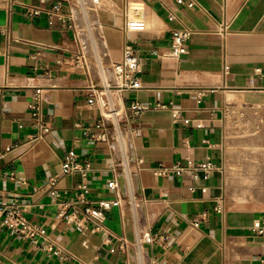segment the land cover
<instances>
[{
  "label": "crops",
  "instance_id": "1",
  "mask_svg": "<svg viewBox=\"0 0 264 264\" xmlns=\"http://www.w3.org/2000/svg\"><path fill=\"white\" fill-rule=\"evenodd\" d=\"M57 1L77 26L84 23L67 4L73 0H0V207L15 202L47 232L35 246L0 220V264H264V235L252 232L264 221V0H197L194 9L173 7L176 21L161 0H100L88 19L102 37L98 59L121 62L128 43L141 64L142 90L109 93L125 116L133 104L147 107L121 120L137 161L129 167L132 184L116 175L119 153L95 127L102 112L92 92L106 100L96 66L72 65L79 48L91 54V42L83 35L78 44L72 30L45 14L29 15ZM181 23L194 31L188 52L167 57L170 31ZM108 79L114 81L110 71ZM38 89L51 131L33 142L30 104ZM231 124L251 131L239 138L254 145L250 163L229 153ZM68 157L90 165L91 207L116 199L108 184L117 176L122 205L99 228L83 220L86 206L74 207L81 178L61 174ZM188 161H211L219 170L208 178L190 169L155 172ZM53 178L58 198L50 195ZM244 191L257 193L248 199ZM139 231L168 240L140 249ZM117 240H126L127 250ZM50 245L63 254L49 252Z\"/></svg>",
  "mask_w": 264,
  "mask_h": 264
},
{
  "label": "built area",
  "instance_id": "2",
  "mask_svg": "<svg viewBox=\"0 0 264 264\" xmlns=\"http://www.w3.org/2000/svg\"><path fill=\"white\" fill-rule=\"evenodd\" d=\"M100 2V0L67 1V4H70L73 8L80 10L84 19V23L81 26L76 25L75 18L72 14L67 15L62 12V1H57L50 9L47 10L33 9L29 11V15L36 17L45 14L49 18L61 23L64 28L72 30L75 35V40L78 42V44L83 43V35L86 36L88 42H91L89 51L91 52L92 56L91 54L89 55L85 50L79 48V50L73 54L72 65L73 67L83 68L86 70L92 64L96 66L98 75L105 85L103 90L105 91L106 100H101L100 102L98 96L96 95V91L92 92V96L100 105L102 112L101 118L95 127L97 129L105 130V132L99 136L100 140L109 141L111 146L119 153L118 163L115 167L116 175H124L126 184H132L133 173L129 167L132 162L135 163L137 161L131 154V145L127 139L126 132L121 126V120L124 119L128 121V117L131 119H137L141 115V112L146 110L147 107L133 104L130 108V116H125L115 105L114 100L109 96V93L113 89L131 92L142 90L143 85L141 82V64L138 59L137 50L128 43L125 44L123 48V59L121 62H111L106 65L104 61L98 59L100 48L97 45L99 44L97 41L102 39V37L97 30V27H94V25L88 23V19L90 14L96 12V10L99 8ZM160 2L162 8L167 12L168 18L171 21L178 20L173 7L184 9H194L196 7H200V4L197 0H161ZM124 30H128L127 24L125 25ZM193 33L194 31L190 27L182 23L179 27L173 28L170 31L171 46L166 56L175 59H181L183 56H185L188 52V43ZM93 56L96 57V59H93ZM108 71L113 74V82H110L108 79ZM228 72L229 68L226 66L225 74H228ZM41 103L42 90L38 89L36 90V93L34 94L30 104V115L34 122V127L37 130V133L32 139L33 142L41 140L43 134H47L51 131L50 123L47 122L43 117ZM93 103L94 101L92 100L91 104ZM179 116V110H173V119L177 120ZM107 126H110V131L108 130ZM233 127L234 126L231 124L230 128L233 129ZM138 163L141 164L142 161H138ZM89 168L90 165L88 162H79L75 157H68L62 164L61 174L63 176H80L81 182L75 187V189L79 192V195L74 207L76 208L78 206H86V208L83 209V220L86 222H92L97 226V228H99L106 219V215L109 213V211H111L114 207H120L122 205L123 195L120 190V183L118 182L116 176L108 184L109 189L116 193V199L103 200L99 202L97 207H91V202L88 198L90 194V188L87 183ZM188 169L192 170L195 176H197L199 173H203L204 177L208 178L213 171L219 170V167H217V165L211 161H206L199 164L188 161L184 166L180 163L174 165L173 167L160 165L155 169V172L158 176L165 177L169 176L170 174L181 175L185 170ZM57 181L58 179L53 178L48 183L50 187V195L55 198L60 196L58 191L55 189ZM130 202L133 203L132 201ZM68 208L69 206L67 209ZM0 220L2 225L10 229L13 234L21 235L35 246L40 238H44L47 235V232L43 227L31 223L23 215L19 206L15 202H11L0 207ZM252 232L256 236H263L264 221L261 224H256L253 227ZM138 234L137 245L140 249L142 248L143 244L153 245L160 242L166 243L168 240L166 236L159 237L157 235L145 234L143 231H139ZM117 241L119 242L120 250H127L129 243L126 240ZM46 249L54 254H63L62 249L55 248L51 245L47 246ZM115 251V248H111V252Z\"/></svg>",
  "mask_w": 264,
  "mask_h": 264
},
{
  "label": "rangeland",
  "instance_id": "3",
  "mask_svg": "<svg viewBox=\"0 0 264 264\" xmlns=\"http://www.w3.org/2000/svg\"><path fill=\"white\" fill-rule=\"evenodd\" d=\"M251 131H240L239 128L236 129V127L231 130H229V134H230V138H233V142H231V147H229V153H231L232 155H236V156H240L242 157L243 161L249 162L251 161V152L254 151L255 148L253 143H240L239 142V138L241 135H244L245 133L249 134ZM229 144V145H230ZM238 160V159H237ZM236 161V160H235ZM237 162V161H236ZM249 166V165H248ZM250 169V167H247ZM247 168L245 167L243 170L244 174H246L245 172L247 171ZM235 169V168H233ZM239 176V175H238ZM250 176V175H249ZM247 177V179L251 180L250 177ZM248 180V181H249ZM257 192L256 191H244L245 196L250 199V198H254L255 194Z\"/></svg>",
  "mask_w": 264,
  "mask_h": 264
}]
</instances>
